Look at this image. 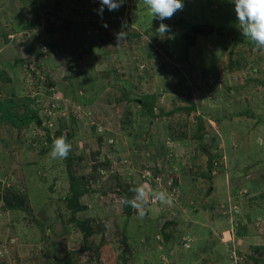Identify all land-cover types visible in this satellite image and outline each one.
Here are the masks:
<instances>
[{
  "label": "rangeland",
  "instance_id": "374dc122",
  "mask_svg": "<svg viewBox=\"0 0 264 264\" xmlns=\"http://www.w3.org/2000/svg\"><path fill=\"white\" fill-rule=\"evenodd\" d=\"M182 3L161 34L143 0H0L31 119L0 120V264H264V55L231 0Z\"/></svg>",
  "mask_w": 264,
  "mask_h": 264
},
{
  "label": "clouds",
  "instance_id": "9594fccd",
  "mask_svg": "<svg viewBox=\"0 0 264 264\" xmlns=\"http://www.w3.org/2000/svg\"><path fill=\"white\" fill-rule=\"evenodd\" d=\"M101 7L98 13L103 14L104 7L106 6L109 11L118 10L123 4V0H99ZM234 4V11L238 21V28L243 37L251 41L261 55H264V0H231ZM146 10L151 15L152 19L160 21L157 32L165 34L169 31V26L164 24L163 21L170 19L177 11L183 10L184 4L182 0H143ZM107 27L105 23L103 25ZM123 27V26H122ZM118 42L126 37V32L120 31L116 34ZM264 143V142H262ZM71 151V144L67 142L66 137L61 136L53 141L52 156L57 159H66L68 153ZM138 199L146 200V193L144 188L138 187ZM153 198L160 201H166L167 193L159 191L153 194ZM124 203L131 204L136 209H141L142 205L132 203L124 198ZM143 216V212H140Z\"/></svg>",
  "mask_w": 264,
  "mask_h": 264
},
{
  "label": "trees",
  "instance_id": "16d2710c",
  "mask_svg": "<svg viewBox=\"0 0 264 264\" xmlns=\"http://www.w3.org/2000/svg\"><path fill=\"white\" fill-rule=\"evenodd\" d=\"M13 107L12 101L0 99V120L11 124L14 127H19L28 123L31 119L27 113L17 114Z\"/></svg>",
  "mask_w": 264,
  "mask_h": 264
},
{
  "label": "water",
  "instance_id": "95a60500",
  "mask_svg": "<svg viewBox=\"0 0 264 264\" xmlns=\"http://www.w3.org/2000/svg\"><path fill=\"white\" fill-rule=\"evenodd\" d=\"M213 29H214V27L212 25H208V24H202V25H199L198 27L192 28V30L198 34L204 33L206 31H212ZM36 123L38 124L39 120H37ZM121 238L123 239V236Z\"/></svg>",
  "mask_w": 264,
  "mask_h": 264
}]
</instances>
